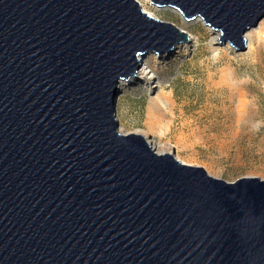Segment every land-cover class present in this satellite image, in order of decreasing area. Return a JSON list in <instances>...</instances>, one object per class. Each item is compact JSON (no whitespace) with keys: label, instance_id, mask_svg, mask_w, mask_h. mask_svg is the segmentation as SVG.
<instances>
[{"label":"water","instance_id":"obj_1","mask_svg":"<svg viewBox=\"0 0 264 264\" xmlns=\"http://www.w3.org/2000/svg\"><path fill=\"white\" fill-rule=\"evenodd\" d=\"M245 49L264 0H150ZM188 41L135 0H0V264H264V180L211 177L115 103Z\"/></svg>","mask_w":264,"mask_h":264},{"label":"rangeland","instance_id":"obj_2","mask_svg":"<svg viewBox=\"0 0 264 264\" xmlns=\"http://www.w3.org/2000/svg\"><path fill=\"white\" fill-rule=\"evenodd\" d=\"M135 1L144 13L184 28L179 31L188 41L180 43L181 48L174 43L170 53H147L144 60L161 88L120 92V132L144 131L156 153L171 154L227 183L264 180V34L250 54L246 47L235 50L228 41L212 51L213 31L199 19L185 25L171 8ZM259 26L264 31V18L255 28ZM155 95L161 103L150 105Z\"/></svg>","mask_w":264,"mask_h":264},{"label":"bare ground","instance_id":"obj_3","mask_svg":"<svg viewBox=\"0 0 264 264\" xmlns=\"http://www.w3.org/2000/svg\"><path fill=\"white\" fill-rule=\"evenodd\" d=\"M174 10V9H172ZM176 14L180 15V13L177 10H174ZM148 15L151 16V18L158 20L156 17V15L154 13L151 12H147ZM181 16V15H180ZM159 21V20H158ZM161 22V21H159ZM185 25L194 23L195 21H183ZM163 23V22H162ZM176 29L181 30V31H185L184 28L179 27L178 25L175 26L173 25ZM209 28V27H208ZM210 29V28H209ZM212 32V36H211V40H210V47L212 48V51H216L215 46L218 44V42L216 41L219 37H220V31L218 30H214L211 28ZM264 34V31L260 30V26L257 28H251L249 30H247L244 35H243V40H244V45L247 49V52L250 54L254 51L255 49V41L258 42L262 39V35ZM191 37V35H189ZM264 39V38H263ZM178 45V44H175ZM184 44H179L178 46H176V48H181ZM175 48V50H176ZM166 54V53H165ZM148 57V56H147ZM140 71L137 73V76L131 80L132 84H125V83H121V94H125L127 91H132L133 89H145L148 92L152 93V90H156V89H160V85L155 82V77L153 75V71L150 70L148 63L144 60L141 63L140 66ZM120 95V94H119ZM119 100V99H118ZM118 100L116 99V103H115V111L117 113L118 110ZM158 103H161V100L159 98L158 95L155 96H151L150 97V105L154 104L157 105ZM117 120H118V116L116 114ZM134 134H139V135H144V131H140L137 130L134 132ZM156 144V143H155ZM161 144L160 142L157 143ZM154 145V144H153ZM167 146V145H166ZM181 161V160H180ZM182 163H184L183 161H181Z\"/></svg>","mask_w":264,"mask_h":264}]
</instances>
